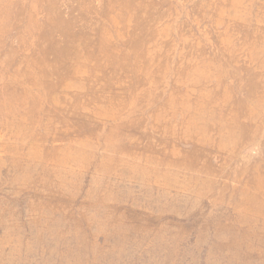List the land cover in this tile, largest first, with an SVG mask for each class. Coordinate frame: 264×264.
<instances>
[{
    "label": "rangeland",
    "instance_id": "obj_1",
    "mask_svg": "<svg viewBox=\"0 0 264 264\" xmlns=\"http://www.w3.org/2000/svg\"><path fill=\"white\" fill-rule=\"evenodd\" d=\"M0 264H264V0H0Z\"/></svg>",
    "mask_w": 264,
    "mask_h": 264
}]
</instances>
